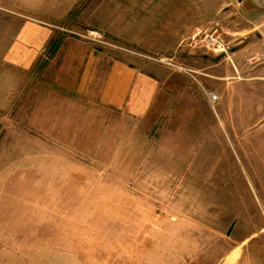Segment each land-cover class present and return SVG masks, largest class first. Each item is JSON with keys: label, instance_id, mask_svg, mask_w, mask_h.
I'll return each mask as SVG.
<instances>
[{"label": "rangeland", "instance_id": "1", "mask_svg": "<svg viewBox=\"0 0 264 264\" xmlns=\"http://www.w3.org/2000/svg\"><path fill=\"white\" fill-rule=\"evenodd\" d=\"M157 1L195 31L217 24L214 53L229 51L236 0L212 17L187 13L209 0H0V264H264V88L207 119L187 70L185 94L141 118L99 99L113 59L167 75L193 59L191 38L160 49L174 40L150 32Z\"/></svg>", "mask_w": 264, "mask_h": 264}, {"label": "crops", "instance_id": "2", "mask_svg": "<svg viewBox=\"0 0 264 264\" xmlns=\"http://www.w3.org/2000/svg\"><path fill=\"white\" fill-rule=\"evenodd\" d=\"M223 1L225 0H209L204 4V7L203 5L196 6L197 3L193 1L194 5L192 8H188L187 13L188 15L192 13L193 16L202 14V8H204L208 17H212L213 14L221 15L223 11L221 3ZM156 4L155 10H149L148 14L150 19H156L160 27L156 26L150 32H157V37H154L157 40L161 39L159 36L161 37L162 34L164 35L163 41L167 39L168 41L174 40L171 43H162V48L160 49L163 53H168L169 49H174L180 46L185 39L191 38L192 41L190 43L186 42L182 49L192 54L193 59L187 60L188 65L181 66L182 68L178 67L181 71L174 70L171 73L169 72V75L166 74V69L164 70L156 65V68L149 72L139 66L132 65L131 62L113 59L107 65L99 90V99L103 104L112 109L122 110L127 115L141 118L153 106L161 105L160 98L165 95L171 96L174 90L177 92L181 90L185 94L183 88L180 89L179 85L182 80H187L186 75L192 77L191 73H194L198 82L195 79H192V82L199 84V86L194 87L195 97L198 96L203 103L205 107L204 115L205 119H207V114L210 112L209 102L204 95L203 89L215 91L219 95L218 101L222 99L223 95L234 94L239 102L244 104L247 97H249L248 91L244 89L245 84L259 89L264 88V0H236L235 12L237 15L234 25L224 24L223 21H219L223 29L229 33L227 38L229 51L226 54L214 53L212 50L203 51L198 47L197 41L194 42L192 38L196 32L195 28L197 25H194L195 22L192 21L189 24L181 21L178 3H173L171 6L175 8V11H164V1H157ZM164 15L171 16L172 26L169 27L167 25L168 21H165L166 25L164 26ZM49 22L47 20L46 22L44 21V23ZM181 25H184L183 28H181ZM181 29L185 32L182 37ZM29 31L30 27H28V33ZM26 38L34 45L29 48L27 55L35 56L36 53L34 54V52L40 41L34 36H27ZM221 38L223 39V37ZM140 46L141 49H147L153 45L143 42L140 43ZM24 61L25 59H23ZM179 62L182 63L180 58ZM86 68L87 71L92 72L94 67L90 63L87 64ZM183 70H187L190 74L183 72ZM247 72L252 73L250 77L244 76ZM172 74H174L173 77L170 76ZM200 79L203 81V85ZM187 96L191 102L192 93H187ZM254 96L258 99L260 98L259 100L264 99L260 93L254 94ZM238 115L242 117L241 112ZM263 117L264 115L259 114V119Z\"/></svg>", "mask_w": 264, "mask_h": 264}, {"label": "built area", "instance_id": "3", "mask_svg": "<svg viewBox=\"0 0 264 264\" xmlns=\"http://www.w3.org/2000/svg\"><path fill=\"white\" fill-rule=\"evenodd\" d=\"M213 26L211 25L206 29H198L194 34L193 40L194 42L199 41L200 45H204L208 50H212L214 52H216L217 50L224 51L225 43L220 37V33L217 34L219 30L216 27L218 25L214 24ZM89 35L92 36L93 39L98 36L95 31H90ZM203 92L208 99L209 105L214 108L219 99V95L213 90L203 89Z\"/></svg>", "mask_w": 264, "mask_h": 264}, {"label": "trees", "instance_id": "4", "mask_svg": "<svg viewBox=\"0 0 264 264\" xmlns=\"http://www.w3.org/2000/svg\"><path fill=\"white\" fill-rule=\"evenodd\" d=\"M58 46H59V45L57 44V42H54V43L52 44V46L50 47V48H51V51L57 49Z\"/></svg>", "mask_w": 264, "mask_h": 264}]
</instances>
